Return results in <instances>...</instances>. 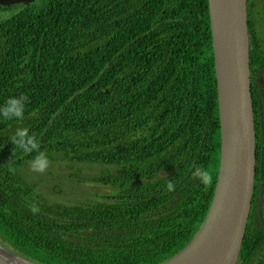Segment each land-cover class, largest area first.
I'll list each match as a JSON object with an SVG mask.
<instances>
[{
	"label": "trees",
	"instance_id": "1",
	"mask_svg": "<svg viewBox=\"0 0 264 264\" xmlns=\"http://www.w3.org/2000/svg\"><path fill=\"white\" fill-rule=\"evenodd\" d=\"M262 2L247 0L254 122L264 89ZM21 95L24 119L0 118L2 247L38 264H161L192 240L220 160L207 0L0 6V106ZM18 128L35 134L50 160L42 188L30 168L37 153L13 154ZM54 177L108 193L80 203L57 197ZM254 198L255 190L236 264H264V201L259 216Z\"/></svg>",
	"mask_w": 264,
	"mask_h": 264
},
{
	"label": "water",
	"instance_id": "2",
	"mask_svg": "<svg viewBox=\"0 0 264 264\" xmlns=\"http://www.w3.org/2000/svg\"><path fill=\"white\" fill-rule=\"evenodd\" d=\"M33 1L0 0V5ZM207 5L220 127L217 181L195 236L161 264H236L251 209L256 144L247 0H207ZM0 264L38 263L0 245Z\"/></svg>",
	"mask_w": 264,
	"mask_h": 264
},
{
	"label": "clouds",
	"instance_id": "3",
	"mask_svg": "<svg viewBox=\"0 0 264 264\" xmlns=\"http://www.w3.org/2000/svg\"><path fill=\"white\" fill-rule=\"evenodd\" d=\"M27 101L28 97L25 95H21L20 97H10L2 106H0V118L3 120H23ZM10 142L14 145L13 154L14 150L16 149L21 150L24 153H37V155L30 161V168L33 172L44 173L49 168L50 160L47 154L43 151H40L38 138L35 134H29V130L27 128H18L10 137ZM10 171L14 172L15 169H10ZM196 175L204 184L211 182V176L207 171L197 169ZM167 187L168 190L173 189L174 185L171 180L168 181ZM32 210L34 212L38 211L35 206L32 208Z\"/></svg>",
	"mask_w": 264,
	"mask_h": 264
},
{
	"label": "rangeland",
	"instance_id": "4",
	"mask_svg": "<svg viewBox=\"0 0 264 264\" xmlns=\"http://www.w3.org/2000/svg\"><path fill=\"white\" fill-rule=\"evenodd\" d=\"M258 1H263V0H258ZM257 11L259 14L258 17V21H257V28H258V34L262 37H264V2H262L261 4H259L257 6ZM87 174L86 169L83 170V172L80 174V177H83ZM97 175V172H94L92 174H90L89 176H94ZM88 176V177H89ZM36 177L38 178H45V173H41L40 175H36ZM37 185L42 188L43 184L40 180L37 182ZM51 188L52 190H58L57 192L59 193L57 197H59L60 195H63V193L67 192L69 194H74L75 196V201L74 202H85L90 194L92 193H96V194H107L108 193V187H103V186H98V185H92L90 183H79L78 181H70V180H57L55 177L53 179H51ZM45 193L47 195H52V198L55 197L54 194L49 193L48 191H45ZM95 194V195H96ZM93 198V196L91 197V199ZM53 202H60L63 203V199H58V200H52Z\"/></svg>",
	"mask_w": 264,
	"mask_h": 264
},
{
	"label": "flooded vegetation",
	"instance_id": "5",
	"mask_svg": "<svg viewBox=\"0 0 264 264\" xmlns=\"http://www.w3.org/2000/svg\"><path fill=\"white\" fill-rule=\"evenodd\" d=\"M259 105L257 107V119L255 121L256 163L259 164V176L255 180V198L253 208L261 215L260 203L264 201V89L259 94ZM257 124V125H256Z\"/></svg>",
	"mask_w": 264,
	"mask_h": 264
},
{
	"label": "bare ground",
	"instance_id": "6",
	"mask_svg": "<svg viewBox=\"0 0 264 264\" xmlns=\"http://www.w3.org/2000/svg\"><path fill=\"white\" fill-rule=\"evenodd\" d=\"M17 3H15V4H12V5H10V6H2V5H0V6H2V7H12V6H15Z\"/></svg>",
	"mask_w": 264,
	"mask_h": 264
}]
</instances>
